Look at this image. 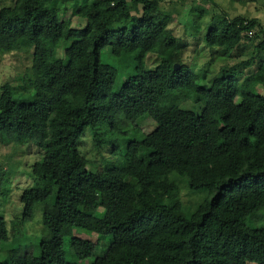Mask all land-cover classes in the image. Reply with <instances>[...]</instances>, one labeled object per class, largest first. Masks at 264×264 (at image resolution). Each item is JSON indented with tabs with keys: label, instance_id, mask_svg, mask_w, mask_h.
<instances>
[{
	"label": "trees",
	"instance_id": "1",
	"mask_svg": "<svg viewBox=\"0 0 264 264\" xmlns=\"http://www.w3.org/2000/svg\"><path fill=\"white\" fill-rule=\"evenodd\" d=\"M161 2L15 0L0 7V61L22 50L31 57L22 83L0 85V143L43 151L20 193L23 223L35 208L42 212L38 253L10 249L0 264H79L96 246L89 264H264V224H256L264 218V26L224 11L208 24L207 49L228 56L248 41L251 51L207 82L183 62L185 43ZM68 6L83 27L60 16ZM205 12L190 22L193 37ZM104 47L133 59L115 89L118 71L101 61ZM184 102L201 109H183ZM145 115L155 122L151 132L128 139L112 167L87 170L78 149L87 128L96 148L116 149L115 135ZM201 189L199 199L191 196ZM8 193L0 178V194ZM77 231L109 240L99 245ZM7 239L0 216V249Z\"/></svg>",
	"mask_w": 264,
	"mask_h": 264
},
{
	"label": "rangeland",
	"instance_id": "2",
	"mask_svg": "<svg viewBox=\"0 0 264 264\" xmlns=\"http://www.w3.org/2000/svg\"><path fill=\"white\" fill-rule=\"evenodd\" d=\"M15 0H0V7L4 5H12ZM161 8L170 11L169 28L174 36L182 39L185 43V48L182 54V60L188 64L201 76L205 74V80L209 81L212 77L217 75L219 67L223 64H235L241 59H246L251 51L250 42H245L237 50L230 52L228 56H222L219 49H207L203 43L202 35L204 29L208 24L216 18L221 17L222 11L227 13L229 17L238 15L251 18H257L264 26V0H258L255 3L237 2L233 0H215L214 4L205 3L202 0H162ZM202 8L206 9L205 14L201 17V28L196 36H192V25L190 22L198 19V11ZM61 17L69 18L72 27H83L84 21L72 13L71 7H67ZM129 25V23H127ZM120 24H111L109 27H117ZM62 54V50H58V55ZM100 59L118 71V76L114 84V89L117 88L126 76L131 73L133 67V59L127 56L125 59H117L110 54L108 47H104L100 52ZM155 56L152 55L146 60L147 67L153 65ZM31 57L29 51H19L5 54L0 61V85L5 82L11 84L22 83V78L27 67L30 65ZM244 72H247V70ZM264 93L263 89H259ZM181 108L199 112L201 106L199 104H192L184 102ZM155 128V122L148 116H142L134 123L122 128L120 132L115 135L116 149L110 145L102 144L96 148L92 143V135L88 128L80 137L78 142V149L80 153L88 160L87 170L96 171L106 170L112 167L118 160L120 155L119 150H123L127 140L141 135V133H149ZM42 154L40 150L34 145H19L13 142L0 143V169L5 173L0 177L6 181V186L9 187L7 195L0 194V216H2L7 223L8 239L1 244L0 262H4L6 252L14 250L13 255L34 254L38 253V244L42 237V212L37 207L34 209L32 218L28 221L22 222L23 204L20 201L21 191L32 184L30 177L31 164L39 160ZM41 155V156H40ZM139 177L145 181L148 180V174L140 173ZM182 186L180 198L187 201L189 197L183 190ZM207 190H199L192 193V197L199 199ZM187 205V204H186ZM97 216L103 215V210L96 213ZM257 225L264 224V218L257 220ZM80 237H87L99 245H104L109 240V236L99 237L97 234H88L85 231H77ZM100 247L96 246L94 253L87 259L82 260L79 264H89L100 253ZM66 258L70 260L68 254Z\"/></svg>",
	"mask_w": 264,
	"mask_h": 264
},
{
	"label": "water",
	"instance_id": "3",
	"mask_svg": "<svg viewBox=\"0 0 264 264\" xmlns=\"http://www.w3.org/2000/svg\"><path fill=\"white\" fill-rule=\"evenodd\" d=\"M175 67H176V65H175Z\"/></svg>",
	"mask_w": 264,
	"mask_h": 264
}]
</instances>
